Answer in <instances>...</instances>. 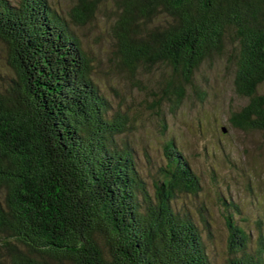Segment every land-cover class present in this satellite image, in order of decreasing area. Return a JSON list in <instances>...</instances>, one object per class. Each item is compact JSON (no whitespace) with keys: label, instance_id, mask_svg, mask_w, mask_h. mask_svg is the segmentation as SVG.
Returning <instances> with one entry per match:
<instances>
[{"label":"trees","instance_id":"trees-1","mask_svg":"<svg viewBox=\"0 0 264 264\" xmlns=\"http://www.w3.org/2000/svg\"><path fill=\"white\" fill-rule=\"evenodd\" d=\"M75 1L72 21L82 27L110 0ZM113 1L119 62L131 74L159 65L173 72L155 109L176 112L229 40L235 93L247 101L229 122L264 136V0ZM0 41L17 78L0 88V264H213L201 229L177 205L180 195L200 193V179L171 140L149 192L122 140L128 116L112 113L49 0H0ZM222 206L232 255L225 264H264V237L252 254L232 214L240 208Z\"/></svg>","mask_w":264,"mask_h":264},{"label":"rangeland","instance_id":"rangeland-1","mask_svg":"<svg viewBox=\"0 0 264 264\" xmlns=\"http://www.w3.org/2000/svg\"><path fill=\"white\" fill-rule=\"evenodd\" d=\"M49 2L73 28L91 62L93 80L112 106V113L119 111L128 116L130 128L122 140L135 151L149 192L154 195L159 169L166 161L164 146L174 140L202 187L197 196L180 195L177 205L190 213L201 229L211 262L225 264L232 257L223 200L240 208V214H232L251 237L250 251L254 254L264 237V136L233 128L229 122L231 114L247 103L235 93V66L231 61L234 43L228 40L224 55L202 65L176 112L171 111L170 104L159 111L154 104L162 95L160 83L173 72L159 65L131 74L119 62L113 31L118 20L115 1L103 5L95 19L82 27L72 21L75 0ZM14 78L16 74L8 65V49L0 41V88ZM261 91L264 93V87ZM163 115L168 127L165 135ZM1 263L7 264L4 260Z\"/></svg>","mask_w":264,"mask_h":264},{"label":"water","instance_id":"water-1","mask_svg":"<svg viewBox=\"0 0 264 264\" xmlns=\"http://www.w3.org/2000/svg\"><path fill=\"white\" fill-rule=\"evenodd\" d=\"M224 132L226 133V130L224 129Z\"/></svg>","mask_w":264,"mask_h":264}]
</instances>
